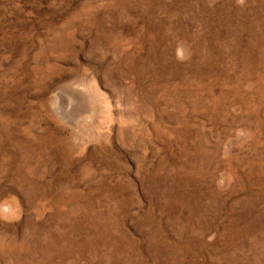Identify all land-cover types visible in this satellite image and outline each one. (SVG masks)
Segmentation results:
<instances>
[{"label": "rangeland", "instance_id": "374dc122", "mask_svg": "<svg viewBox=\"0 0 264 264\" xmlns=\"http://www.w3.org/2000/svg\"><path fill=\"white\" fill-rule=\"evenodd\" d=\"M0 264H264V0H0Z\"/></svg>", "mask_w": 264, "mask_h": 264}, {"label": "bare ground", "instance_id": "6f19581e", "mask_svg": "<svg viewBox=\"0 0 264 264\" xmlns=\"http://www.w3.org/2000/svg\"><path fill=\"white\" fill-rule=\"evenodd\" d=\"M225 98V97H224Z\"/></svg>", "mask_w": 264, "mask_h": 264}]
</instances>
